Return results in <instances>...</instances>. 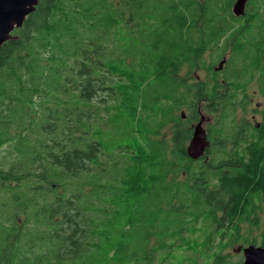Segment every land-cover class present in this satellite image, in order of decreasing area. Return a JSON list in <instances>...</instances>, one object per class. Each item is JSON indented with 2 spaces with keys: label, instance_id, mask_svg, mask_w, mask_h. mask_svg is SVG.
<instances>
[{
  "label": "trees",
  "instance_id": "trees-1",
  "mask_svg": "<svg viewBox=\"0 0 264 264\" xmlns=\"http://www.w3.org/2000/svg\"><path fill=\"white\" fill-rule=\"evenodd\" d=\"M235 1L39 0L0 52V264H134L188 213L209 214L222 237L257 222L264 120L225 169L196 167L186 150L192 128L176 113L185 104L196 119L200 101L216 111L224 96L236 104L240 69L260 72L264 94V36L255 42L236 28L264 17V1L248 0L240 17ZM229 28L230 93L220 97L216 79L186 86L175 72L219 47ZM169 123L173 148L152 137Z\"/></svg>",
  "mask_w": 264,
  "mask_h": 264
},
{
  "label": "rangeland",
  "instance_id": "rangeland-1",
  "mask_svg": "<svg viewBox=\"0 0 264 264\" xmlns=\"http://www.w3.org/2000/svg\"><path fill=\"white\" fill-rule=\"evenodd\" d=\"M204 0H201L203 2ZM257 4V7L264 0H253ZM249 7V6H248ZM247 8V5H246ZM245 8V14L247 9ZM249 9V8H248ZM262 10V9H260ZM259 10V11H260ZM254 12V10H252ZM258 11H255L257 13ZM208 14V11L204 12ZM242 15V16H244ZM264 15V14H263ZM240 17V16H238ZM249 18V17H248ZM248 18L237 22V29H247L251 31L248 38H251L255 42L258 40L262 41L264 36V26H262L264 17H260L253 22L255 23L253 27L242 26L241 23L248 22ZM236 22V21H235ZM208 24L209 18L207 16H202L199 25ZM206 24V25H207ZM199 30V28H197ZM205 31L207 27H202ZM200 33L199 36L202 37V40L205 38V34ZM261 32V34H260ZM232 32L226 34V36L220 41V44L214 45L219 47H210L206 48L202 53L196 56L193 59V67L190 68L189 63H184L175 75L179 80L184 81L187 85H192L197 90L198 85L206 84L208 76L211 75V79H216L219 81L218 90L223 93L226 91L229 86V79H227V74L225 70L227 69L229 59L235 57L233 54L232 48ZM234 36V35H233ZM243 39H246L245 37ZM203 42V41H202ZM252 43L248 44L251 45ZM258 44V43H257ZM227 47L225 53L221 57H217L219 52H222L224 47ZM257 46V45H256ZM248 48V47H247ZM253 49L252 47H249ZM241 55H237L238 62L240 64L245 63L247 60H240ZM227 58L225 67L220 70L219 62L221 59ZM212 67V68H211ZM215 67H218L215 70ZM212 72H211V70ZM214 72H217L216 74ZM213 74V75H212ZM239 80L246 81V85L243 87V93L241 90L238 91L240 99L236 101V104H232L229 96H224L219 94L218 99V110L208 108L209 102L207 99L200 101L198 106V115L196 119H191V110L188 108V105L183 104L182 108L176 111L177 114H180L181 117L183 113L184 117L181 119L184 121L183 127H192L196 124L201 115L206 117L204 127L208 129L211 127V137L215 138V148L210 155L209 160L219 161L221 158H228L229 155L234 150V135L239 133L241 129H245L251 134V138L255 137L256 130L255 127L262 123L264 120V94L261 92L259 79L260 72L257 69L252 70V74L243 73L242 69L239 70ZM204 92L206 95L210 96V93L213 91L211 89ZM230 91H234L231 90ZM209 92V93H208ZM227 93H230L227 91ZM243 96L245 98L243 99ZM228 102V106H224V103ZM221 103V104H219ZM227 107V108H226ZM235 112L229 110V108L234 109ZM223 109H227V116L222 119ZM191 115V116H190ZM176 124L169 123L163 127L158 134L152 135L156 139H167L170 141V148H173V143L171 139L176 131ZM192 134V132H191ZM191 137L186 143V148L189 145ZM221 139L225 140V144H221ZM225 150H228V153H225ZM196 167L199 165L205 164L202 160H194ZM188 165H190L188 163ZM183 168V167H182ZM195 168V167H194ZM185 167L182 169L179 179H184L187 176ZM255 209L253 210V217L257 218V222L245 221L239 224L237 229H233L226 234L225 237L221 235V229L216 227V222L209 214H204L201 216H195L193 213H188L186 220L188 221L182 229L175 230L174 222H170L171 226L165 233H161V237L153 236L149 244V258L147 261L143 260L134 264H244L245 256L241 251H237L236 248L239 245L248 246V245H257L263 246L264 242V201L260 198L254 199ZM164 241L163 243L161 242ZM220 257L221 262L216 263L215 259Z\"/></svg>",
  "mask_w": 264,
  "mask_h": 264
},
{
  "label": "water",
  "instance_id": "water-1",
  "mask_svg": "<svg viewBox=\"0 0 264 264\" xmlns=\"http://www.w3.org/2000/svg\"><path fill=\"white\" fill-rule=\"evenodd\" d=\"M38 3L39 0H0V52L8 40L17 38L14 31L24 25ZM247 3L248 0H236L232 7L233 13L236 16L244 15ZM224 62L222 61L220 66H223ZM205 121L206 117L202 115L193 126V136L186 149L188 156L193 160L203 156L209 145L204 127ZM236 250L244 253V264H264V246L239 245Z\"/></svg>",
  "mask_w": 264,
  "mask_h": 264
},
{
  "label": "flooded vegetation",
  "instance_id": "flooded-vegetation-1",
  "mask_svg": "<svg viewBox=\"0 0 264 264\" xmlns=\"http://www.w3.org/2000/svg\"><path fill=\"white\" fill-rule=\"evenodd\" d=\"M235 28V27H234ZM234 28H229L230 30H229V32L230 31H232ZM228 32V33H229ZM226 35H224L223 36V38L225 37ZM222 38V39H223ZM222 61H225L224 62V64H223V66H220V64H221V62ZM226 62H227V58H224V59H221L220 60V64H219V66L218 67H221L220 68V70H222L224 67H225V65H226ZM218 67H215V70L218 68ZM213 75V74H212ZM210 80H212L211 79V75H209L208 76V79H207V81H206V83H208ZM199 86V85H198ZM204 87H206L207 88V86H204ZM223 95H227V90L226 91H224L223 93H222ZM185 116V114L183 113V117ZM202 116V115H201ZM261 125H262V123H259L256 127H255V130H256V134H255V137H253V139H250L251 138V134L249 133V132H247L245 129H241L240 131H239V133H237V134H235L234 135V150H233V152L229 155V157L226 159V158H221L219 161H214V159L212 160V161H210L209 160V158H210V155H211V153L213 152V148H215V138H212L211 137V127H208V129L207 128H205V130H206V134H207V140L209 141V145L207 146V148H206V150H205V154L203 155V156H201L200 158H198V159H200V160H202L204 163H205V166H214L215 164H217V163H221V162H223L224 164H223V167H224V169H225V167H227L228 166V161H231V158L233 157V158H235L237 155H236V153H237V151H241L242 150V148L243 147H246V144H248V143H251V142H254V140H256L257 139V137H258V131L259 130H261ZM192 134H191V138H192V136H193V131H194V128H193V125H192ZM191 140V139H190ZM225 142V140L224 139H221V144H225L224 143ZM225 153L227 154L228 153V150H225ZM190 158V157H189ZM198 159H196V160H198ZM211 166V167H212Z\"/></svg>",
  "mask_w": 264,
  "mask_h": 264
}]
</instances>
